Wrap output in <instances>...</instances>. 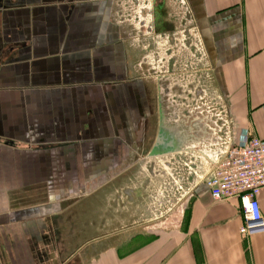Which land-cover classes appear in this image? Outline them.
I'll list each match as a JSON object with an SVG mask.
<instances>
[{"label":"crops","instance_id":"obj_1","mask_svg":"<svg viewBox=\"0 0 264 264\" xmlns=\"http://www.w3.org/2000/svg\"><path fill=\"white\" fill-rule=\"evenodd\" d=\"M142 9L145 25L183 22L175 43L140 30ZM159 91L165 113L188 95L214 105L174 161L147 157ZM251 137L264 0H0V151L20 166L0 176V264H264V231L242 236L239 200L205 183ZM258 201L264 223V188Z\"/></svg>","mask_w":264,"mask_h":264},{"label":"built area","instance_id":"obj_2","mask_svg":"<svg viewBox=\"0 0 264 264\" xmlns=\"http://www.w3.org/2000/svg\"><path fill=\"white\" fill-rule=\"evenodd\" d=\"M225 147L223 158L205 180L210 197L213 201L238 199L243 220L239 233L244 237L260 234L264 231L258 201L264 188V140L251 137L241 145Z\"/></svg>","mask_w":264,"mask_h":264},{"label":"water","instance_id":"obj_3","mask_svg":"<svg viewBox=\"0 0 264 264\" xmlns=\"http://www.w3.org/2000/svg\"><path fill=\"white\" fill-rule=\"evenodd\" d=\"M165 75L161 76L162 78ZM159 81L161 79H158ZM163 100L161 98L160 108H159V123H158V131L154 138L153 144L150 150L147 153V157L149 159H156L159 157H166L176 155L180 151H183L191 146L187 145L190 142V139L186 140L180 137L181 130L184 127H189L190 124L195 120L196 113L201 115L202 111L199 107H188L185 106L186 110L182 113L175 114L171 112H164ZM194 109L191 113L190 110ZM192 114V116H191ZM167 118H171L172 121L167 120ZM190 119V121H187ZM186 123V125H185ZM155 161V160H154Z\"/></svg>","mask_w":264,"mask_h":264},{"label":"rangeland","instance_id":"obj_4","mask_svg":"<svg viewBox=\"0 0 264 264\" xmlns=\"http://www.w3.org/2000/svg\"><path fill=\"white\" fill-rule=\"evenodd\" d=\"M125 13H126V16L129 14V15H131V13H132V11H133V8H131V5L130 4H126V6H125ZM149 13H148V9H142L141 10V19L144 21V23H141L139 26H140V30L142 31V32H147V27L149 26V23H147L146 22V25H145V21L147 20H145V18L147 17V15H148ZM142 21V22H143ZM147 34V33H146ZM142 36H145V35H142ZM163 46V45H162ZM161 46V48H163ZM163 62H164V60H163ZM184 104L186 105V106H188V107H199L200 108V110L203 112V114L208 110V111H212V112H215L214 110H213V103L211 102V100L210 99H208L207 97H205V98H203L202 96H192V95H188V98H187V100L185 99L184 100ZM211 107V108H210ZM155 127H156V124H155V120L153 121V124H151V126H150V131L152 132V131H154L155 130ZM141 155H144V154H142L141 153ZM146 155V154H145ZM178 156H180L179 154L178 155H174V156H169L168 158H166V157H159L158 159L159 160H161V161H165V160H170V161H174L173 159L174 158H177ZM8 160L10 161V162H8ZM11 161H12V155L10 154V153H6V152H4V151H0V176H3L4 175V173L6 172V175L10 178V177H12L13 175V173H15V172H13V171H11L12 170V168H13V166H14V169L16 170V171H18V168L17 167H19L20 168V166L18 165H16V164H10L11 163ZM9 164H8V163ZM156 162V161H155ZM152 165V167H154V169L156 170V171H159V174L162 172V174H163V172L164 171H162V169H161V167H156L155 166V164H151ZM144 166V164H142V167ZM148 166H149V164L148 165H145V169L147 168L148 169ZM158 166V165H157ZM176 169H167V171L171 174V175H173V177L175 178L176 176H177V174H176V172L177 171H175ZM4 188V187H3Z\"/></svg>","mask_w":264,"mask_h":264},{"label":"flooded vegetation","instance_id":"obj_5","mask_svg":"<svg viewBox=\"0 0 264 264\" xmlns=\"http://www.w3.org/2000/svg\"><path fill=\"white\" fill-rule=\"evenodd\" d=\"M150 9H148V11H149ZM152 10V9H151ZM149 13V12H148ZM159 21L160 20H156V19H153L152 21H151V24H150V29L152 30V31H158V32H161V31H165V32H168L169 33V37H170V39H169V41H172L173 43H175L174 41H175V38H174V31H175V29L176 28H180V27H182L184 24H183V22L181 23V24H177V23H171V22H169V23H164V24H160L159 23ZM180 35V34H179ZM183 36H184V38H183V43H181V45L179 44V46H178V49H180L181 50V47H184L185 45H189L190 44V41H188L187 40V36H186V34H183ZM194 40H195V44L192 46V49H193V52L195 53V58H196V60L199 58V55H200V51H199V44H198V39H197V36H194ZM177 45V44H176ZM169 65H170V62H169ZM158 98H159V101H161V98H162V96H161V94H160V91H159V96H158ZM158 117H159V112H158ZM157 131H158V126H157ZM4 145L5 144H7L6 142H2Z\"/></svg>","mask_w":264,"mask_h":264}]
</instances>
